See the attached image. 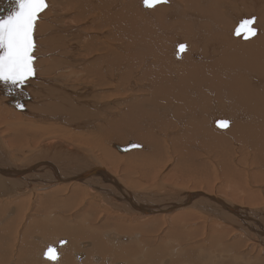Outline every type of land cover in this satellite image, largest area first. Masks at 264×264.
Returning a JSON list of instances; mask_svg holds the SVG:
<instances>
[{"label":"bare ground","instance_id":"obj_1","mask_svg":"<svg viewBox=\"0 0 264 264\" xmlns=\"http://www.w3.org/2000/svg\"><path fill=\"white\" fill-rule=\"evenodd\" d=\"M47 2L49 7L40 14L34 33L35 74L22 88L0 82V104L2 103L4 109L15 111L13 112L15 123L10 125L14 128L16 142H19L21 136L25 134L32 139L36 138L32 130H26L27 123L33 126L35 132L42 130L39 126H34V122L31 121H39L46 117L47 120L56 123L59 121L58 124L61 123L63 126H55L53 133L48 132L47 136H51V139L41 146L32 147L29 150L31 154L24 160H16L11 152L16 153L18 149L13 146L9 149V145H5L0 137V199L16 191V194H23L29 204L42 193V190L37 189L41 184L51 186V184L79 182L77 184L85 195L94 194L95 196L91 198H96L97 204L119 215L118 217L129 226L127 231L134 232L135 235L130 236L131 234L118 229H110L104 236L85 237L84 242L79 243L81 249L73 253L77 262L85 261L87 251L92 250L96 255L91 264H100L99 256L110 252L120 256L123 264H155L159 259L161 264H187V262L192 264L193 256L190 252L184 254H188L184 256L185 258L181 257L180 251L184 248L181 243L191 238L194 241L200 226L194 227L191 224L194 222L191 221L195 214L185 215L184 211L196 212L205 222L216 225L212 230L197 222L203 226L204 235L210 231L208 235L210 247L206 257H202L203 264H224L230 254L223 252L229 247L212 250L214 245L226 242L225 233L217 227L221 222L234 232L239 231L247 241H252L251 244H258L260 249H264L263 206L259 208L238 205L231 198H227L228 196L210 193L199 188L200 185L198 188L185 186L186 184L183 185L184 187L169 186L164 185L166 183L163 184L159 179L153 184L140 181L129 183L112 171L114 155L119 153L130 155L128 151L136 148L139 149L132 152L138 153L139 159L130 165L141 167L145 173H148L150 168L158 166L166 157L168 150L157 137L139 138V141L127 139L124 142L115 139L132 134L142 136L153 130L159 131L162 135L167 131L170 137L168 146L170 148L176 146L178 151L180 149L181 152L177 155V171L171 172L170 175L178 177L181 181L190 180L191 184L202 181V186L204 184L208 186L211 175L214 174L224 177L232 187H235L237 184L231 183L238 180L234 166L239 163L246 164L243 158L236 159L238 155L235 154V143L238 144V154L246 155L247 158L249 152L248 160H251V164L259 163L260 169L264 172V0H167L154 9H145L142 0H70L68 5L64 4L67 9L65 6L61 7L62 0H47ZM92 11L96 12V15ZM242 16L257 18L255 26L259 34L247 42L232 34ZM176 17L179 19L175 20ZM61 19L65 24L61 25L58 22ZM188 19L191 20L192 27ZM84 20L91 25L97 22V26L93 31L91 26L82 30L78 25ZM83 23L86 22H82L84 26ZM47 26L55 32V44L57 39L62 41V38H57L56 31H60L62 36L64 34L61 31H67L63 45L66 37L69 39L66 40L67 51L64 50L67 56L65 52H59L60 46L55 48L57 50L52 49L56 56L58 52L60 53L61 60L56 57L49 58L48 61L51 59L52 62L51 67L44 68L46 71L43 75L37 71V68L42 64L40 48L42 39L49 34L44 33ZM102 28L107 29L106 38L96 37L100 31L95 30ZM104 30H101L100 34H104ZM72 40L77 43L80 40L84 43L80 45L83 49L80 47L73 50L76 46L71 45ZM107 40L108 43L120 40L124 42L125 48L121 51L116 48L118 46L113 49L106 48L109 55L102 58L101 54L97 53L102 46L98 45ZM181 43L187 44L188 50L183 54L182 59H178L177 45ZM71 50L73 52L69 54ZM84 52L86 57L72 60L73 55ZM101 60L105 61L108 68H103L102 64L98 66ZM147 64L151 65V68ZM74 68L85 74L77 76L79 78L75 75L71 76ZM64 70L68 73H62ZM112 71L115 72L114 76H111ZM127 71H134V80L131 76L133 82L128 80L131 78L127 77L129 73H126ZM50 72L52 75L49 78L42 77ZM73 78L80 81L73 83L71 82ZM127 81L132 83L127 84ZM126 85L132 86L128 87L132 92L128 93V90L124 89ZM123 91L126 94L120 96ZM88 93L93 94L96 101L79 100ZM107 94L109 98L111 96L115 98L109 100L111 105L104 114L101 111L105 107L103 102L106 101L104 99ZM117 97L120 98L118 109L121 112L117 119L110 120V116L115 113L111 110L117 107L115 101ZM184 97L185 99L187 97L189 102H186ZM182 98L184 101H180ZM76 102L82 106L74 105ZM96 109L101 111H95ZM20 111L27 115L30 121L19 123L17 112ZM221 111L228 115L221 114ZM93 117L97 123V133L93 137L92 135L85 137L77 132L78 128L91 126ZM101 117L105 120H101ZM221 119L231 121L227 129L216 126L215 121ZM152 120V124L149 125L147 122ZM173 120H176V123ZM111 121L113 124L109 123ZM182 122L183 126L179 127H183V130L178 131L177 123ZM43 126L42 131L50 126L54 127L53 122ZM130 127L133 129L131 130ZM106 134L111 136L107 142L108 146L102 144ZM85 138L90 140L88 145L84 142ZM147 142L150 143L149 147ZM70 144L80 148L77 149ZM81 145L88 147L86 153ZM191 146L213 151L214 157L210 158L214 170L203 162H197L200 153L186 149ZM111 147L117 152H113ZM148 148L152 152L142 155ZM98 149V153L92 154L93 150ZM167 163L169 164V161ZM241 175L246 182L261 179L259 173L246 172L243 169ZM157 177L159 178L158 174ZM135 187H138L139 191L135 190ZM40 200L44 206L50 208L55 207L53 205L57 203L54 195L50 193L45 194ZM171 212L174 213L170 214ZM178 213L183 216H178ZM14 214L15 208L11 207L7 218L12 219ZM153 215H160L163 217L161 219L172 215L176 217L168 223L170 230L165 231V234L158 238L163 247H153L154 249L151 248L152 246H147V237L143 236L141 229L133 227L136 222L151 225ZM16 222H19V218ZM165 222L163 220V223ZM153 225L159 226V223L153 222ZM57 229L54 224L46 223L40 229L37 227V231H32L30 235L36 237L39 234H46L51 237ZM171 232L179 234L177 240L169 237ZM18 233V229L13 231L15 235ZM76 233L81 234L83 231ZM57 235L53 242L46 243L40 251L42 258L49 245L57 242L55 246L61 254L77 237L74 233L63 235L60 232ZM21 239L17 241V245L18 247L22 245V248H17L15 253L18 254L19 262L38 248V244L31 237L23 236ZM60 241L67 243L61 246ZM129 241L134 243L133 247L124 248L126 244H130ZM13 243L16 244V236L15 239L7 236L4 244L0 237L1 258L8 254L2 248L11 247ZM188 250L191 251L192 247ZM196 258L194 263L202 264L198 257ZM177 259L178 263H176ZM60 260L62 263L66 262L62 254ZM106 262L109 260L106 259ZM26 264L37 263L29 261Z\"/></svg>","mask_w":264,"mask_h":264},{"label":"rangeland","instance_id":"obj_2","mask_svg":"<svg viewBox=\"0 0 264 264\" xmlns=\"http://www.w3.org/2000/svg\"><path fill=\"white\" fill-rule=\"evenodd\" d=\"M69 1L70 0H64V1L62 0L63 4L61 7L64 8V6H65L64 4L65 3L67 4ZM65 8H66V6H65ZM76 9H73V11H76ZM93 13H94V15H96V12H93ZM176 19H179V18L176 17L175 20ZM58 22L61 23V25L65 24V21L62 19ZM82 22H86V23H83L85 27L82 25ZM188 22H189L190 26L192 27L193 24H192L190 19H188ZM80 23L81 24H79V23H77V24H79L78 26L82 30L84 28L86 29L87 26L88 27L91 26V30L93 31L94 30L93 28H95L97 26V22H93L94 24L92 23V25H91L90 22L87 23V21L84 20V21H81ZM95 23H96V25H95ZM48 26H47V28H45L44 33H49V34L44 36V38L42 39L43 43H42V47L40 48V57H41V61H42L41 63L42 64H39L38 68H37V71L40 74H43L46 71V70H44V68L51 67L52 62H51V59L48 61L49 58L56 57V59L61 60L60 53L62 51L63 52L67 51L65 48L66 44H67L66 40H68L69 38L66 37V40L64 41L65 45H63V43H62L63 39L65 37L64 35H67V31H65V32L63 30L61 31L64 34L63 36L61 35V33H59L60 31H58V32L56 31L57 38H62V41L56 38L57 42L55 44L54 43L55 42V32H52V30H50V28H48ZM163 26H165L164 22H163ZM104 29H106V28H104ZM104 29L102 28L101 30H104ZM190 29H192V28H190ZM101 30L98 29L95 31H98V32L100 31V33H102ZM87 31H89V29ZM104 31H105L104 34H100V33L98 34L95 32L96 34L99 35V36L98 35L96 36V34H95V36L98 38H102L103 36H105V38H106L107 29ZM72 41H70L71 45L76 46V47H74L73 50H77V48L81 47L80 45L84 44L80 40H78V43L74 42V40H72ZM79 42H81V44ZM99 42L101 43L102 41H99ZM108 42H109V40H107V42L103 41V44L98 45V46H102V49L100 51H97L98 54H101L100 57H102V58H104L105 55H109V51L106 48L112 47L111 49H113V48H115V46H118L116 48L119 49L120 51H121V49L125 48L124 42H122L120 40H113L110 43H108ZM104 45H107V47H105ZM58 46H60V48ZM55 48H59L58 50L60 53L58 52L57 56L55 55L54 51L52 50ZM80 49H83V48L81 47ZM55 50H57V49H55ZM73 50H71L69 52V54L72 53ZM113 53H115V51ZM64 54L67 56L66 52ZM81 54L82 53H80V55H79V53H77V54L73 55L71 58H74V59H72V60L79 59L82 56L86 57V52H84L82 55ZM101 61L98 63V66H100L102 64L103 66L102 65L101 66L103 68L104 67L108 68V65L105 64V61L104 62L103 61L101 62ZM77 64H78V62H77ZM122 64H124V62ZM147 66L149 68H151L150 67L151 65L149 66V64H147ZM52 72H54V71H52ZM72 72L70 74L71 76L75 75L76 77L77 76L80 77L82 74V72L81 73L78 72V70L75 68L72 70ZM76 72L80 73V75L78 73L76 74ZM128 72L129 71H127L126 73H128ZM62 73L66 74V73H68V71L64 70ZM129 73L127 74L128 76L127 75L126 76L128 78H131V76H133V80H134V76H135L134 71L133 72L131 71ZM84 74H85V72L82 74V76ZM51 75L52 74L50 72V73H48V75H45V76L40 75V76H42L44 78H49ZM70 75H68V76H70ZM114 75H115V72L112 71L111 76H114ZM79 77H77V78H79ZM69 78H72V77H69ZM128 80H132V78L128 79ZM133 80H132V82H133ZM79 81H80L79 79H75V78H73V80H71V82H73V83H76V82L78 83ZM129 82H131V81H127L126 83L127 84L132 83V82L131 83H129ZM137 83H139V81ZM129 86L130 85H126L127 89L124 87L125 90H128V93L132 92L131 89H128ZM131 87L132 86H130L129 88H131ZM101 88H103V87L101 86ZM124 92L125 91L120 93V96L125 95L126 92L125 93ZM91 93H93V92H91ZM91 93L90 94L88 93V95H85V96L79 98V100H81L83 102L95 100L96 98L92 96L94 93L93 94H91ZM33 96H35V95H33ZM120 96H118V97H120ZM118 97L115 99V101L117 102V107H115L113 110H111V111H115V113L110 116V120L117 119V117L119 116V113L121 112V110L118 109L119 108L118 107L119 106L118 101L120 99ZM114 98H115V96H111L109 98V95L107 94L106 98L104 99L106 101L103 102V103H105L104 109L102 111H101V109H96L95 111H101L104 114H106L107 108L111 105V102L109 100L114 99ZM184 100L186 102H189V99L187 97H186V99L184 97ZM184 100L182 98L180 101H184ZM98 103H102V102H98ZM75 104L78 105L77 102L74 103V105ZM1 105H2V103L0 104V108H1V110H0V135L1 136L0 137L4 141L5 145H9V149H10V146L16 147V149H18L16 153L11 152V154L14 157H16V160H20V159L24 160L25 158H27L31 154L29 150L32 147L41 146L42 143L44 144L45 141L51 139V136H47V135H49L48 132L54 131L55 126H63L61 123L58 124L59 121H57V123H56V121L47 120L48 118H46V117L41 118L39 121L38 120L31 121V122H34L33 123L34 126H39L42 130L44 129L43 125H47V124H50L52 122H53L54 127L50 126L45 131L39 130L40 132H35L32 129L33 126H31L27 123L25 126L26 130H29V129L32 130L36 134V138L32 139L29 135L25 134V135L21 136V140L19 142H16V139L14 136L15 135L14 128L12 125H10V123H13L15 121L14 116H13V112H15V111L4 109ZM79 106L80 105H78V107ZM111 111H110V113H111ZM19 113L17 112V114H18L17 121L19 123L30 121L29 119H27L28 118L27 115H24L21 111ZM220 113L221 114L224 113L223 115H225V114L228 115L227 113H225L223 111H221ZM100 119L105 120L103 117H101ZM43 120H46V121H43ZM173 121L176 123V120H173ZM152 122H153V120L151 122L149 121L147 123L152 124ZM109 123L113 124L112 121ZM177 126H178V128H177ZM177 126H176V128L178 131H179V129L183 130V127H179V126H183V122L177 123ZM85 128H81V129L78 128L77 132L83 134L85 137L91 136V135L93 137V135L97 133L96 132L97 131V123H96V120L94 119V117L92 118L91 126L87 127L86 129ZM130 129L132 130L133 127H130ZM82 130H84V131L86 130V131L84 132ZM181 134H183V131H181ZM168 136H169V134L167 131L165 132V135H162V134H160L159 131L154 132L153 130H149L148 133H145V135H142V136H137L136 134H132V136L115 137V139L119 142H124L127 139H136V141H139V138H148V137L156 138L157 137L159 139V141L163 145H165V148H167L168 153H167L166 157L164 159H162V161L158 164V166H154V168H150L149 169L150 171L148 173H145L142 170V168L139 166L130 165V163H135L139 159L138 153L133 154V152H132L133 150H136L139 148L132 149V150L128 151V153L130 155H121V153H119V154L113 156V160H112L114 162V164L112 166L113 173L115 172L114 174L118 175L120 177V179L124 178V180L126 182H129V183L132 181H137V182L140 181L141 183L143 182V183H148V184L152 183L153 184V182H155V181H157V179H159V181L163 182V184L166 183L164 185H169V186L174 185V186H178V187H184L183 185L186 184L185 186H188V187L191 186V188L192 187L198 188V186L200 185L199 188H202L203 190L209 191L210 193H215L216 195H223V196L225 195V197L228 196L227 198H229V199L231 198V200H233L238 205H240V204L242 206L246 205L247 207H249V206L250 207H259V206L264 207V172L262 171V169H260L259 163H256L257 165L251 164V162H250L251 160H248L249 159V152H247V158H245L246 155L240 156L238 154L239 153L238 152V144H236V143L234 144V147H236L235 154H236V156L238 155L236 157V159L243 158L246 161V164H243V163L240 164L239 163V164L234 166V168H235L234 173L237 175L238 180H235V182H231V183L237 184L238 186L236 185L235 187H232L231 184H229L224 177H221L220 175H214V174L211 175V178H210L211 182H209L208 186H206V184H204V186H202L203 185L202 181H201V183H200V181L199 182L197 181V183L191 184L190 180H187V181L182 180L181 181V179H179L178 177H172L170 175L171 172L176 173V171H177V166H178V163H177V157L178 156L177 155L181 151H180V149L178 151V149H176V146L172 147V148H170L168 146V142L170 140V137H168ZM162 137H164V138H162ZM61 139H63V138H61ZM110 139H111V136L109 134H106V136L103 138L102 144L108 146L107 142ZM63 140H65V139H63ZM66 141H68V140H66ZM69 142L72 144H75L71 141H69ZM84 142H85V144L88 145L90 140H86V138H85ZM111 145H112V143H111ZM147 145L149 147L150 143L147 142ZM71 146H75V145H71ZM81 146L85 149V153H86V150L88 147L86 145H81ZM76 148L78 149L80 147H76ZM199 148L191 146V147H188L186 149H191L194 152H196L197 154L200 153L199 157H197V159H198L197 162H203L211 170H214L212 168V162H211V158H210V157H212V158L214 157L213 151H208V150H205L202 148L199 149ZM111 149H112V147H111ZM246 150H248V149H246ZM112 151L117 152V150L114 148L112 149ZM98 152H99V149L93 150L92 154H95ZM151 152L152 151H150L148 148V150L144 151L142 153V155H148ZM89 154L87 153V155H89ZM168 161H169V164L167 163ZM106 168L110 169L109 167H106ZM242 169L246 172H253V173L257 172V173H259L261 179L256 180V181H247L246 182L245 179L243 178V176L241 175ZM110 170H109V172H111ZM157 174L159 175V178L157 177ZM168 179H170V180H168ZM77 183H79V182H74L71 184L58 183V184H51V186L50 185L45 186L46 184L45 185L41 184L40 188H37V189L42 190V193L39 194V196H36L34 199H32L29 204L25 201L23 194H16V191H12V193L9 196L0 199V226L4 227L5 230H7V232H10L12 235H13V231H16V229L19 230V233L17 235H15L16 236V244L13 243V245H12L13 247L12 246L11 247L10 246H4L2 248L4 251H7L8 254L3 255L4 256L3 258L0 257V264H26V262H29V261H34L37 264H48V263L50 264L49 261L45 260L44 258H42L40 256V253H39L40 250L38 252V249L41 246V244H43V243H45V245H46V243H48V242H53L58 237L57 234L60 232L63 235H65L67 233H69V234L74 233L75 235H77V237L74 239V241L79 240V239L80 240L85 239V237H87V236H94V235H100V234L104 235V234L108 233L110 229L111 230L118 229L121 232H126L128 234H131L130 236L135 235L134 232H128L127 231V228H129V226H127L122 221V218L118 217L119 215H115V213L107 211L106 208L103 207L102 205L97 204V199L94 197L91 198L92 196H95L94 194L91 195V193H88L87 195H85V193L80 189V187L78 186ZM45 187H46V189H42ZM135 190L139 191L138 187H135ZM47 193L53 194L54 198L57 200V203L55 205H53V206H55L53 208L44 206L40 200ZM85 196H86V198H84ZM67 198H72L74 200L68 201V200H66ZM64 200H66V201H64ZM39 205H41V206H39ZM11 207L15 208V214L13 215L12 219H9V218H7L6 215H7L8 211ZM55 210H57L58 212ZM53 211H55V212H53ZM172 213H174V212H171L170 214H172ZM183 213H185V215H188L189 213H191L193 215L195 214L194 218L191 221V222L194 221L195 223L193 222L191 224L194 227H195V225L197 227L200 226V227H198V229L196 231V232L199 231L200 234L198 233L199 234L198 235L196 233V235L194 237V241H193V238H191L188 241L184 240V242L186 241L185 243L184 242L181 243L182 244L181 246L184 247L180 251L181 257L185 258L184 256H188V254L187 255H184V254L186 252H190L191 255L193 256L192 264H195L194 259L196 257H198V259L203 264L202 257H206V254H208V249L210 247L208 245L210 243V239H208V235H209L210 231H208L207 235H204L203 234V232H204L203 226L200 224H204L205 227H208L209 229H212V230L216 227V225H213L211 223L209 224V222H207V221L205 222V220L200 215H198L196 212L184 211ZM177 215L180 217L183 216V214H181V213H178ZM18 218H19V222H16L18 220ZM151 218H152L153 222H156L157 224L159 223V226L153 225V222L151 223V225L138 224L136 222L135 226H133V225L132 226L133 227H139L141 229L143 236L146 235V237H147L146 243H148L147 246H150V247L152 246L151 247L152 249H154L156 247L161 248L163 246H161L162 243L159 242L158 238H161L165 234V231L170 230V228H168V226H169L168 223L173 218H176V217L172 215V216H167L166 219H161V218H163L162 216L153 215ZM7 219L9 220V223L7 222ZM163 220H165L166 222L163 223ZM197 222H199L200 224H198ZM46 223L54 224L55 228L57 226L58 229L55 230V232L53 233V236H51V237L46 235V234H39V233H37L39 235L36 237L31 236L33 241L38 244V248L35 251L27 254L25 259L23 261L19 262L18 261V254L16 255L15 253H17L16 252L17 248H19V249L22 248V245L18 247L17 241L22 240L21 237H23L24 235L28 236L27 235L28 232L31 233L34 230L37 231L36 230L37 227H38V229H40ZM221 223H219L220 225L217 224V227L220 228L218 230H221L225 233V241L226 242L214 245L212 247V250H217L219 247H229L228 250H226V249L223 250L224 253L230 252V254H229L228 258H226L224 264H264V249H260V247H258V244H256V245L251 244L252 241L251 242L247 241V239L245 237L240 235L239 231L235 230V232H234V230H232L228 225H225L223 222H221ZM72 228H74V229H72ZM95 228H99L100 230L98 229L99 230L98 231ZM101 228H102V230H101ZM78 231H81V232L83 231V233L77 234L76 232H78ZM178 235H179L178 233L171 232L169 234V237L173 240H177ZM197 235H198V237H197ZM31 242H32V240H31ZM129 242H130V244H126V246L124 248L133 247L134 243H132L131 241H129ZM78 243H79V241L76 242V246H78ZM109 243H111V242H109ZM189 247H192L191 251L188 250ZM230 248H232V251H230ZM80 249H81V247H80ZM62 252H63L62 257L66 258V264H81L80 262L75 261V259L71 255L67 256L65 251H62ZM13 253H14V255H13ZM0 255H2V254H0ZM94 256H95V254L92 251L87 253V259L89 261L93 260ZM99 257H101L102 262L108 263V262H106V259H108V257H102V256H99ZM175 258H177V255H175ZM160 260L161 259L157 260L158 263L155 262V264H161ZM79 261H81V260H79ZM178 261L179 260L177 259L176 263H178ZM61 263H62V261L60 260L59 264H61ZM187 264H190V263L187 262Z\"/></svg>","mask_w":264,"mask_h":264},{"label":"snow or ice","instance_id":"obj_3","mask_svg":"<svg viewBox=\"0 0 264 264\" xmlns=\"http://www.w3.org/2000/svg\"><path fill=\"white\" fill-rule=\"evenodd\" d=\"M167 0H142L145 9H154ZM49 7L47 0H15L13 11L0 19V82L5 85L24 87L28 79L35 74L33 55L35 50L34 33L40 14ZM256 17L241 18L233 29L236 38L250 41L258 36L255 26ZM188 45H177L176 56L183 58ZM216 126L227 129L231 121L221 119L215 121ZM67 241H60L63 246ZM44 258L50 264H59L60 252L55 245H49Z\"/></svg>","mask_w":264,"mask_h":264},{"label":"crops","instance_id":"obj_4","mask_svg":"<svg viewBox=\"0 0 264 264\" xmlns=\"http://www.w3.org/2000/svg\"><path fill=\"white\" fill-rule=\"evenodd\" d=\"M241 18H248V16H242ZM240 18V19H241ZM129 141V140H128ZM127 141V142H128ZM134 142V141H133ZM7 216V215H6ZM7 222L9 223V220L7 219ZM31 233L30 232H28L27 233V235L28 236H25V237H31V235H30ZM14 235V236H13ZM11 234L10 232H7V230H5V228L4 227H2V226H0V237H1V240H2V244H4V239L7 237V236H11L12 238H14L15 239V234ZM101 236H104L103 234H100ZM83 240H85V239H79V240H76V241H73V244H70L69 246H68V248H67V250L65 251L66 252V255L67 256H72L73 257V253L76 251V250H79L80 249V246H79V243L81 242V241H83ZM77 241H79V243H78V246H76V242ZM57 243V242H56ZM55 243V244H56ZM54 244V245H55ZM44 245H45V243H43V244H41V246L39 247V249H38V252H39V250L41 251L42 249H43V247H44ZM48 246V245H47ZM46 246V247H47ZM45 249V248H44ZM44 251V250H43ZM90 251H92V250H90ZM90 251H87V253L88 252H90ZM95 255H96V253L94 252V251H92ZM40 253V252H39ZM63 252H61V254H62ZM76 254V253H75ZM102 257H108V260H109V262H113L112 264H115V263H119V262H121V257L120 256H118L116 253H112V252H110V253H104V254H102L101 255ZM74 258V257H73ZM110 258V259H109ZM94 261V258H93V260H91V261H89L87 258L85 259V261H83V262H80L81 264H91L92 262ZM116 261V262H115ZM108 262V263H109ZM108 263H105V262H102V261H100V264H108ZM49 264V263H48ZM61 264H66V262H64V263H61Z\"/></svg>","mask_w":264,"mask_h":264},{"label":"water","instance_id":"obj_5","mask_svg":"<svg viewBox=\"0 0 264 264\" xmlns=\"http://www.w3.org/2000/svg\"><path fill=\"white\" fill-rule=\"evenodd\" d=\"M15 0H0V19L5 18L10 12L13 11Z\"/></svg>","mask_w":264,"mask_h":264},{"label":"flooded vegetation","instance_id":"obj_6","mask_svg":"<svg viewBox=\"0 0 264 264\" xmlns=\"http://www.w3.org/2000/svg\"><path fill=\"white\" fill-rule=\"evenodd\" d=\"M83 242H84V241H83ZM83 242H82V245H83ZM79 253H81V252H79ZM42 254H43V253H42ZM76 254H78V253H76ZM76 254H75V255H76ZM119 263H122V264H123V262H122V261H121V262H119Z\"/></svg>","mask_w":264,"mask_h":264}]
</instances>
